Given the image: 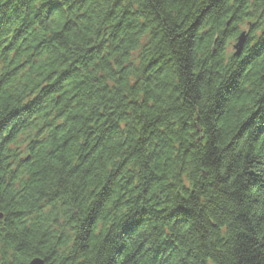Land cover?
<instances>
[{"label": "clouds", "instance_id": "obj_1", "mask_svg": "<svg viewBox=\"0 0 264 264\" xmlns=\"http://www.w3.org/2000/svg\"><path fill=\"white\" fill-rule=\"evenodd\" d=\"M0 264H264V0H0Z\"/></svg>", "mask_w": 264, "mask_h": 264}]
</instances>
